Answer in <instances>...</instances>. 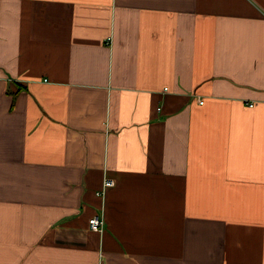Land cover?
<instances>
[{
    "label": "crops",
    "instance_id": "0c3cea01",
    "mask_svg": "<svg viewBox=\"0 0 264 264\" xmlns=\"http://www.w3.org/2000/svg\"><path fill=\"white\" fill-rule=\"evenodd\" d=\"M0 264H264V0H0Z\"/></svg>",
    "mask_w": 264,
    "mask_h": 264
},
{
    "label": "built area",
    "instance_id": "2783aa9c",
    "mask_svg": "<svg viewBox=\"0 0 264 264\" xmlns=\"http://www.w3.org/2000/svg\"><path fill=\"white\" fill-rule=\"evenodd\" d=\"M249 106H252V104H250ZM112 186H115L114 180L106 177L103 179L101 188L96 192V194L103 197L105 190ZM103 227H104V222L101 216H93L88 219V228H90V230L92 229V231L101 232L103 230Z\"/></svg>",
    "mask_w": 264,
    "mask_h": 264
}]
</instances>
